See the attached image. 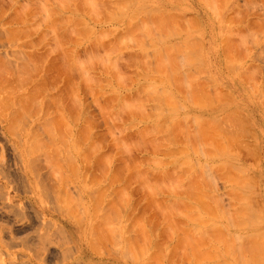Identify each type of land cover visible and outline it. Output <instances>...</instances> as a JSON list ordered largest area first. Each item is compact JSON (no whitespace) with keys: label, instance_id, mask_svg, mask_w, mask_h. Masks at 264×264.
Listing matches in <instances>:
<instances>
[{"label":"rangeland","instance_id":"374dc122","mask_svg":"<svg viewBox=\"0 0 264 264\" xmlns=\"http://www.w3.org/2000/svg\"><path fill=\"white\" fill-rule=\"evenodd\" d=\"M262 168L264 0H0L1 264H264Z\"/></svg>","mask_w":264,"mask_h":264},{"label":"crops","instance_id":"0c3cea01","mask_svg":"<svg viewBox=\"0 0 264 264\" xmlns=\"http://www.w3.org/2000/svg\"><path fill=\"white\" fill-rule=\"evenodd\" d=\"M226 32L223 28L220 30L212 31L211 36V46H210V56H209V68L211 71L212 81L217 85L226 87L227 89H232L235 93H240V90L236 87V81L231 75V68L229 67V49L225 45ZM218 109H211L207 113L201 112L200 117H215L217 115ZM260 182L264 183V168L260 170L259 173ZM263 187V186H262ZM264 192V188H262Z\"/></svg>","mask_w":264,"mask_h":264},{"label":"bare ground","instance_id":"6f19581e","mask_svg":"<svg viewBox=\"0 0 264 264\" xmlns=\"http://www.w3.org/2000/svg\"><path fill=\"white\" fill-rule=\"evenodd\" d=\"M228 48H229V47H228ZM65 52H66V51H64V53H65ZM68 52H69V51H68ZM61 55H63L62 58L64 57V55H66V56H65V60H66V61L63 62V64H61V60L58 59V60L60 61V64H61V66L59 65V66H60V69H61V67H62V68L64 67V66H62V65H64L66 62H71V63H68V64L65 65V67H64L65 70L62 69V71H61V72L65 73L66 76L68 75L67 77H68L69 80H70L69 75L71 74L70 76L72 77V74H73V73H72V72L70 73V70H69L68 68H70L71 65H73V67H74V63H72L73 60H72V59H69V57H70V56H68L69 53H68V54H63V52H62ZM67 56H68V58H67ZM73 58H74V57H73ZM63 59H64V58H63ZM68 59H69V61H67ZM52 63H53V62H52ZM55 64H56V63H55ZM70 64H71V65H70ZM67 65H68L69 67H68ZM50 66H52V65H50ZM50 66H49V67L46 66V68L48 67L47 69L49 70V69H50ZM66 66H67V67H66ZM81 67H82V66H81ZM46 68H45V69H46ZM52 68H54V67H52ZM83 68H84V67H83ZM47 69H46V70H47ZM54 69H55V68H54ZM60 69H59V68H58V70L56 69V70H57V75H58V72L60 71ZM66 69H68L69 72H67ZM73 69H74V68H73ZM73 69H72V67H71V70H72V71H73ZM50 70H51V69H50ZM50 70H49V71H50ZM63 70H64V71H63ZM65 71H66V72H65ZM84 71H85V69H84ZM84 71H83V72H82V71H79L80 73L82 72V73H81L82 75L80 74L82 77H83V73H84ZM40 72H42V70H41ZM44 72H46V73H48V74L51 73V72H48V71H44V69H43V74L40 75V77H41V76H42V78L46 77L47 74L44 73ZM61 72H59V75L62 74ZM73 72H74V71H73ZM85 72H86V71H85ZM37 75H38V74H37ZM49 75H50V74H49ZM54 75H55V74H54ZM63 75H64V74H63ZM63 75H61V76H63ZM51 76L54 77L52 74H51ZM51 76H50V78H51ZM61 76H60V79H61ZM64 76H65V75H64ZM66 76H65V77H66ZM47 77H49V76H47ZM47 77H46V78H47ZM58 77H59V76H58ZM58 77H57V78H58ZM67 77H66V78H67ZM42 78H40V79L37 78V79H35V80L33 81V82L35 83V85H37V83H38V85H39V86H37V88H36L37 91L40 90L41 88H43V87H40V84H41V81H42V80H43V81L45 82V84H46L45 79H42ZM50 78H48V79H50ZM55 78H56V75H55ZM55 78H53V80H54ZM83 78H84V77H83ZM48 79H47V80H48ZM58 79H59V78H58ZM58 79H57V81L60 80V79H59V80H58ZM64 79H65V78H64ZM38 80H41V81H38ZM69 80H68V81H69ZM83 80H86V79L84 78ZM43 81H42V83H44ZM49 81H50V80H49ZM51 81H52V79H51ZM64 81H65V80H64ZM64 81H63V82H64ZM66 81H67V79H66ZM68 81H67V82H68ZM29 82H30V81H29ZM39 82H40V83H39ZM69 82H70V81H69ZM83 82H84V81H83ZM47 83H49V82H47ZM51 83H52V84H53V83L56 84V80H55V82H51ZM51 83H50V84H51ZM64 84H65V83H64ZM64 84H63V85H64ZM69 84L71 85V83H68V86L70 87ZM35 85L32 84L31 86H32V87L34 86L33 88H35ZM65 85H66V84H65ZM41 86H44V84H42ZM32 87H31V88H32ZM38 87H40V89H39ZM45 87H46V86H45ZM45 87H44V88H45ZM66 87H67V86H66ZM31 88H30V89H31ZM33 88H32V90H33ZM70 88H71V87H70ZM80 88H81V87H80ZM71 90H72V88H71ZM77 90H78V88H77ZM37 91H35V89H34V92H35V93H37ZM81 92H82V91H81ZM84 92H85V91H84ZM37 94H39V91H38ZM82 94H83V95H82L81 97L79 96V98H80L79 103L81 102V103H80V105H81V112H80V113H81V116L83 117V119H85L84 116H85V113H86V112H85V109H86L85 107H86V106H85L84 97H83L85 94H84V93H82ZM35 95H36V94H35ZM62 106H63V104H62ZM66 107H67V106H66ZM65 109H66V111H67L68 108H65ZM16 113H17V112H16ZM67 113H69V111H68ZM13 114H14V113H13ZM15 115H16V114H15ZM12 116H13V119H14V118H15L14 115H12ZM12 116H11V118H12ZM11 118H10V121L12 120ZM65 119H66V118H65ZM81 119H82V118H81ZM83 119H82V121H84ZM66 120H67V119H66ZM10 121H9V124L12 125V123H10ZM85 121H86V119H85ZM85 121H84V123H83V126L85 125ZM12 122H13V121H12ZM67 125H68V127H70L69 124H67ZM83 126H82V127H83ZM1 130L5 132L4 127H3V128L1 127ZM81 152H82V151H81ZM81 152H80V153H81ZM80 155H81V154H80ZM23 162H24V159H23ZM29 167H30V166H29ZM24 168H25V166H24V163H23V169H24ZM28 169H30V168H28ZM82 169H83V168H82ZM35 170H36V169H35ZM35 170H34V171H35ZM31 171H33V170H31ZM25 173H26V171H25ZM167 173H168V172H167ZM19 175H20V174H19ZM33 175H34V174H33ZM83 175H84V174H83ZM166 175H167V174H166ZM14 176H15V175H14ZM16 176H17V175H16ZM21 176H22V175H21ZM34 176H35V175H34ZM9 177L11 178V176H9ZM18 177H19V176H18ZM7 178H8V177H7ZM7 178H6V179H7ZM14 179H15V178H14ZM7 180H9V179H7ZM1 183H2V182L0 181V184H1ZM7 183H8V182H7ZM7 183H2L0 186H1V187H6V186L8 185ZM0 194H2V193H0ZM195 195H196V194H195ZM0 197H1V196H0ZM174 201H175V200H174ZM1 210H2V209H1ZM164 210H165V209H164ZM172 211H173V210H172ZM164 213H165V212H163V214H164ZM165 215H166V214H165ZM165 215H164V216H165ZM168 215H169V214H168ZM171 215H172V214H171ZM171 215H169V216H171ZM173 216H174V215H173ZM167 217H168V216H167ZM171 218H172V217H171ZM173 219H174V218H173ZM231 220H232V219H231ZM172 221H173V220H172ZM227 222H228V221H227ZM255 223H256V222H255ZM258 223H259V222H258ZM231 224H232V223H230V225H231ZM258 225H259V224H258ZM217 227H218V226H217ZM213 228H214V227H213ZM218 229H220V228H218ZM221 229H222V228H221ZM163 230H164V229H163ZM216 230H217V229H216ZM216 230H215V231H216ZM215 231H214V232H215ZM115 233H116V232H115ZM215 233H216V232H215ZM217 233H218V230H217ZM222 233H224V232H222ZM222 233H219V234H222ZM255 234H257V233H255ZM259 234H260V233H259ZM119 235H120V234H119ZM255 236H256V235H255ZM118 237H119V236H118ZM239 237H240V236H239ZM256 237H257V236H256ZM256 237L253 239V241L256 239ZM262 237H263V235H262ZM236 238H237V237H236ZM248 238H249V237H247V239H248ZM260 238H261V237H260ZM260 238H259V240H261ZM219 239H220V238H219ZM239 239H240V238H239ZM180 240H181V239H180ZM180 240H179V241H180ZM222 240H225V239H222ZM235 240H236V239H235ZM242 240H244V237H243ZM257 240H258V239H257ZM239 241H240V240H239ZM184 242H186V241H184ZM227 242H228V241H227ZM233 242H235V241H233ZM251 242H252V240H251ZM259 242H260V241H259ZM231 243H232V242H231ZM249 243H250V242H249ZM249 243L246 244V246L249 245ZM256 243L258 244V242H256ZM256 243H255V244H256ZM220 244H221V243H220ZM225 244H226V243H225ZM241 244H242V243H241ZM243 244H244V243H243ZM260 244H261V242L259 243V245H260ZM230 245H231V244H230ZM244 245H245V244H244ZM259 245L256 246V249H255V246H252V248L254 247L253 250H254V251L259 250V248H261V247H259ZM233 246H234V245H233ZM235 246H236V245H235ZM143 247H145V246H143ZM222 247H224V246H222ZM228 247H229V245H228ZM236 247H237V246H236ZM257 247H259V248H257ZM139 248L142 249V247H139ZM145 248H146V247H145ZM225 248H226V247H225ZM230 248H231V247H230ZM233 248H234V247H233ZM240 248H241V246H240ZM263 248H264V247H262V249L259 250V253H258L259 255H260L261 251L263 250ZM228 249H229V248H228ZM231 249H232V248H231ZM236 249H237V248H236ZM242 249H243V248H241V250H242ZM247 249H248V250H245V246H244V250H245V252H246V251H249V248H247ZM136 250H137V249H136ZM138 250H139V249H138ZM244 250H243V251H244ZM139 251H140V250H139ZM145 251H146V250H145ZM142 252H143V251H142ZM228 252H229V251H228ZM230 252H231V251H230ZM235 252H236V253L238 252L239 254L242 253L241 251H238V250H237V251L235 250ZM245 252H244V253H245ZM153 253H154V252H153ZM249 253H253V251H251V249H250ZM256 253H257V252H256ZM140 254H141V252H140ZM138 255H139V254H138ZM151 255H152V259H153V258H157V259L160 258V257L158 256L157 253H154V254H151ZM155 255H156V256H155ZM231 255H232V254H231ZM234 255H235V253H234ZM237 255H238V254H237ZM237 255H236V256H237ZM254 255H255V254H254ZM254 255L252 254L251 257H254ZM139 256H142V254L139 255ZM149 256H150V255H149ZM154 256H155V257H154ZM244 256H245V255H244ZM244 256L242 255V257H244ZM261 256H262V255H261ZM150 257H151V256H150ZM238 257H239V256H237V258H238ZM242 257H241V255H240V258H242ZM251 257H250V258H251ZM138 258H140V257H138ZM141 258H142V257H141ZM211 258H212V257H211ZM214 258H215V257H214ZM257 258H258V257H257ZM235 260H236V259H235ZM254 260H257V259L254 258ZM150 261H151V260H150ZM225 261H226V260H225ZM238 261H239V259H238ZM239 262H240V261H239ZM250 262H251V261H250ZM154 263H155V262H154ZM235 263H236V262H235ZM0 264H1V263H0ZM245 264H246V263H245ZM255 264H256V263H255Z\"/></svg>","mask_w":264,"mask_h":264}]
</instances>
